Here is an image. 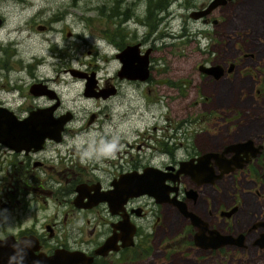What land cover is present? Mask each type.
Wrapping results in <instances>:
<instances>
[{
    "label": "flooded vegetation",
    "instance_id": "1",
    "mask_svg": "<svg viewBox=\"0 0 264 264\" xmlns=\"http://www.w3.org/2000/svg\"><path fill=\"white\" fill-rule=\"evenodd\" d=\"M228 3L229 0L223 5ZM206 4H201L196 9H201ZM212 11L200 19L205 23L217 24L219 19L210 16ZM117 14H121L124 20L129 18L125 11ZM0 19L2 26L5 22L3 15H0ZM106 22L101 19L97 21V31H90L94 37L86 40L85 44H93L95 50L92 51L96 55H99L100 44L112 47L114 52L105 51L107 58H104L111 61L112 67L100 73L96 61H79L76 65H67L63 69L67 81L81 84V89L68 98L60 88V81L63 79L39 74L36 71L39 62L28 60L25 64L22 58H19V63L9 62L8 58L0 61V244L6 239L9 241L2 250L12 253V264H16V259L19 264L26 262L24 256L14 258L18 249L29 257L45 258L53 255L56 250L75 251L81 259L72 264H84L89 259V264L126 262L131 249L142 251L152 246L151 234L162 220L161 206L177 209L172 201L173 197L185 201L187 208L206 222L205 231L201 233L203 236L210 235V231L221 232L213 216L237 215L240 213L241 203L234 202L227 208L219 207L215 213L209 210L208 213L213 215L208 217L198 207L200 200L205 197V188L211 187L213 191H217L225 177L246 169L254 158L264 155V145L259 143V152L255 157L241 167L219 176L222 167L215 157L209 158L204 169L196 166L195 158L206 152H220L224 145L217 149L196 145L188 147L180 142L171 146L165 144L162 148L158 144L151 145L149 151L141 150V144L136 142L133 133L136 136L140 132L144 134L149 126L152 129L154 127L153 130L155 127L162 128L164 132H168L169 137L176 135L175 129L168 131V128L173 121L169 110L177 97L169 77L158 79L157 91L159 84L167 83L161 89V99L167 108L168 122L163 125L160 116L152 118L154 114L150 108L159 110V103L154 104L159 96L143 100V90L146 97L154 90L151 85L155 81L154 34L151 38L147 31L140 33L137 26L132 25L126 31L112 29L111 25L99 28L101 23ZM41 28L47 27L42 25ZM64 35L70 37L72 32L66 29ZM54 43L59 47L51 49V54L59 56L60 62L75 57L69 51L71 49H62L57 40ZM129 46L133 57L129 56L131 60L125 64L119 54ZM135 57L140 61L146 59L142 72L134 73L138 64ZM212 65L214 64L206 66ZM233 68L231 65L229 70ZM224 73L223 71L222 75ZM201 75L208 80L219 78L203 71ZM88 82L90 87L86 88ZM146 84L149 86H145ZM193 89L195 93L201 91L195 84ZM208 98V95L203 94L185 104L190 108L194 106V100L195 106L202 105L209 102ZM78 103H83L82 107L89 109L90 114L84 129L73 133L71 125L77 117ZM89 105L91 106L88 108ZM48 109H51L54 118L64 114H69L70 117L62 124L57 135L43 139L33 136L31 127L8 125L7 116H2L10 113L15 119L23 120L31 116L32 112H37L35 116L40 118ZM138 110L139 114L136 116ZM101 113L105 116V121L98 120ZM187 118L179 121V127L185 126ZM37 133L39 135L40 131L37 130ZM178 152L183 154L179 156ZM225 156L228 158L231 153ZM191 159H194L193 164L185 169L192 171L176 174L180 161ZM150 169L165 176L162 184L167 189L165 201L158 202L147 193L127 197L122 192L111 194V200L100 199L99 193L102 191L116 190L119 185L122 187L119 180L124 174H142ZM205 174L213 179L200 182L193 177L202 178ZM262 176L264 177V172ZM260 180L264 182V178ZM232 208L234 211L227 215ZM179 213L187 220L194 248L205 252L220 248L197 245L194 235L199 231L198 226L193 225L188 216L180 211ZM150 215L154 217L155 224H151ZM262 215L264 218V210ZM106 241L109 243L104 246Z\"/></svg>",
    "mask_w": 264,
    "mask_h": 264
},
{
    "label": "rangeland",
    "instance_id": "2",
    "mask_svg": "<svg viewBox=\"0 0 264 264\" xmlns=\"http://www.w3.org/2000/svg\"><path fill=\"white\" fill-rule=\"evenodd\" d=\"M155 1L0 0V15L5 19L0 26V61L8 58L9 62L19 63L22 58L25 64L28 60L39 62L36 70L39 74L63 79L60 88L68 98L81 89V84L67 81L63 73L67 65L96 61L100 73L112 67L110 60H104L107 58L105 51L114 52L112 47L100 44L99 55H96L93 44H85L94 37L90 31L98 28L97 21H107L99 28L111 25L112 29L126 31L130 25L137 26L140 33L147 31L151 38L152 34L155 37L152 38L156 49L155 81L151 84L154 90L148 97L143 90V100L160 98L154 103H159V110L150 108L153 109L152 118L160 116L163 125L168 122L167 108L161 99V89L167 83L159 84L157 91L158 79L169 77L177 97L169 110L173 121L168 128V131L175 129L176 135L169 137L162 128L153 130L154 127L149 126L144 134L140 132L136 136L133 133L141 150L149 151L151 145L158 144L162 148L165 144L171 146L180 142L188 147L219 149L248 138L255 145H264V0H229L227 5L217 6L210 15L219 19L217 24L205 23L190 15L193 9L209 0H167V8L163 11L153 10ZM124 11L129 17L126 20L117 14ZM42 25L47 28L42 29ZM8 28L13 31L7 33ZM66 29L72 32L70 37L64 35ZM54 40L62 49H71L75 57L60 62L59 56L51 54V49L59 47ZM202 63L219 64L225 73L216 80H208L201 75L199 65ZM231 65L234 68L229 70ZM194 84L200 92H194ZM203 94L209 96L208 103L195 106L192 100L194 106H186L185 103ZM78 105L77 117L71 125L73 133L84 127L90 114L89 109L82 107L83 103ZM138 114L139 110L136 116ZM184 118L188 119L185 126L179 127V121ZM105 119L101 113L98 120ZM169 120L172 119L169 117ZM177 154L180 156L183 152ZM263 167L264 155L254 158L246 169L225 177L217 191L206 187L205 197L198 205L211 217L213 214L210 215L209 210L215 213L219 207L227 208L240 202V213L229 217L213 216V220L223 233L246 234L244 247L228 245L212 252L194 248L187 220L177 209L161 206L162 220L151 234L152 246L142 251L131 249L129 260L120 264H264V247L253 244L262 230L260 225L253 227V224L264 219V182L260 180L264 178ZM150 222L155 224L151 215Z\"/></svg>",
    "mask_w": 264,
    "mask_h": 264
},
{
    "label": "water",
    "instance_id": "3",
    "mask_svg": "<svg viewBox=\"0 0 264 264\" xmlns=\"http://www.w3.org/2000/svg\"><path fill=\"white\" fill-rule=\"evenodd\" d=\"M226 2L227 0H209V2L201 9H193L190 12V15L193 18H202L203 16L208 15L217 6L225 4ZM0 23H1V19H0ZM130 48L131 46L126 47L119 54L120 57L124 60L125 64H128L129 60H131V58L129 57V56H132L131 55L132 53L129 51ZM135 58L138 60V64L134 68V73L142 72L145 68L146 59H144L143 61H140L139 58L137 57ZM199 69L203 72L213 73L215 77H220L223 73V69L221 68V65L219 64L212 65V66H206V65L200 64ZM89 87H90V82L87 83L86 88H89ZM36 113L37 112H32L31 116H28L26 119H23V120L15 119V117H12L10 113L2 114V116L3 115L7 116L8 125L10 126L24 125L27 128L31 127L32 135L39 136L40 139L41 138L43 139L46 136L52 137V136L57 135V133L60 132L61 130L62 124L66 120H68L70 117L69 114H64L58 118H54L52 115L51 109H48L47 111H45V113H43V115L40 118L35 116ZM37 130L40 131L39 135L37 133ZM259 148H260V145H254V142L251 138H248L245 141L231 142V143L224 145L223 149L220 152H214V151L206 152L196 157L195 158L197 160L196 166L203 167L204 169L206 165H208L209 158L215 157L218 160L217 162L219 166L222 167L221 173L219 174V176H221L225 172H229L231 170H234L235 168L241 167L245 162L249 161L252 157H255L257 153L259 152ZM226 153H231V156L227 158L225 156ZM193 161L194 159L180 161L179 168L177 169L176 174H179L181 172L186 173V172L192 171V170L185 169V167L192 165ZM193 177L200 182H207L213 179L211 178L209 174L208 175L205 174L204 176H202V178L201 177L199 178L194 175ZM164 180H165V176L163 174L159 175L158 171H155L152 169L145 170L144 173L142 174H138L137 172L128 173L120 177L119 181L120 183H122V187H120L119 185L117 186L116 190L113 189L110 191H102L101 193H99V196H100V199L111 200L110 195L114 193L120 194L122 192L125 195H127V197L139 195L141 193H147L155 197L158 202H162L166 200L164 194L167 193V189L163 187L162 185ZM172 201L176 205L177 209L184 216H188L191 219V222L193 225L198 226L199 231L198 233L194 235V239H195L194 241L197 245L204 247V248H218V247H222V246L229 245V244H234L237 246L245 245L244 244L245 236L243 233H239L236 235V234H232L228 232L222 233L220 231H210V235L206 237L203 236L201 233L205 231L204 229H205L206 222L198 214H196L193 211H190L187 208L185 201L179 200L174 197L172 198ZM112 204L116 205V203H112ZM233 211H234V208L229 210V212H227V215H229ZM221 213H223V211H221ZM259 225L262 227V230L254 238L253 244L259 247H264V220L260 222H255L253 224V227H256ZM130 229L132 231L133 228L131 227ZM130 235L131 233H129V236ZM8 243L9 241L6 239L4 240V242H1L0 244V249H1L0 250V264H12L11 263L13 261L12 253L9 251H4V249L2 250V248H4L5 245H8ZM108 243L109 241H106L104 246H106ZM19 250L20 249L15 251L14 258H18V257L20 258L24 256L26 259L25 264H72V263L80 261L81 259L79 258L80 255L76 253L75 251L68 252L64 250L62 252L61 250H56L53 255H50L48 256V258H45L42 256H38V257L30 256L29 257L27 253L19 252ZM36 261L37 263H35ZM15 263L19 264L18 259L15 260ZM89 263H90V259L84 262V264H89Z\"/></svg>",
    "mask_w": 264,
    "mask_h": 264
},
{
    "label": "trees",
    "instance_id": "4",
    "mask_svg": "<svg viewBox=\"0 0 264 264\" xmlns=\"http://www.w3.org/2000/svg\"><path fill=\"white\" fill-rule=\"evenodd\" d=\"M166 2L167 0H157L153 2L152 3L153 10H155L156 8H158L160 11L165 10L167 8Z\"/></svg>",
    "mask_w": 264,
    "mask_h": 264
},
{
    "label": "bare ground",
    "instance_id": "5",
    "mask_svg": "<svg viewBox=\"0 0 264 264\" xmlns=\"http://www.w3.org/2000/svg\"><path fill=\"white\" fill-rule=\"evenodd\" d=\"M11 30L13 31V29H11V28H8V29H7V31H8L7 33L11 32Z\"/></svg>",
    "mask_w": 264,
    "mask_h": 264
}]
</instances>
